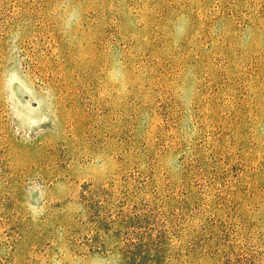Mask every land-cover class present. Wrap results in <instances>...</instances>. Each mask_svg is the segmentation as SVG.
<instances>
[{"label":"rangeland","instance_id":"obj_1","mask_svg":"<svg viewBox=\"0 0 264 264\" xmlns=\"http://www.w3.org/2000/svg\"><path fill=\"white\" fill-rule=\"evenodd\" d=\"M0 264H264V0H0Z\"/></svg>","mask_w":264,"mask_h":264}]
</instances>
